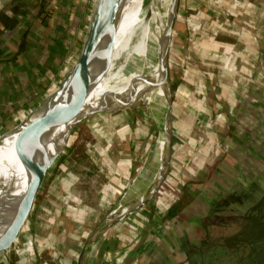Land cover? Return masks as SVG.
<instances>
[{
  "label": "trees",
  "instance_id": "obj_1",
  "mask_svg": "<svg viewBox=\"0 0 264 264\" xmlns=\"http://www.w3.org/2000/svg\"><path fill=\"white\" fill-rule=\"evenodd\" d=\"M86 1H84L81 6L85 7V15L86 19H88L92 0ZM188 1L190 2V5H195L199 10L205 12L206 17H203L200 20L201 29H205L208 33L213 34L214 36L220 34L222 37L226 35L229 37H238L236 41L238 44H241L240 47L245 56L243 59H238L236 61V72L241 82L237 84L233 83L231 89L225 91L223 86L230 84V81L226 79V74L215 68L218 62L217 59L215 58L211 61H204L203 63L201 58H199L194 51L196 47L204 45V43H201L202 38L200 37L196 40L189 38L186 50L179 51L174 48L170 49L169 63L175 64L177 69L181 71L182 75V79L181 77L177 78L178 74L176 71H168L170 118L173 120L171 128H173V132L177 133V136L172 138L171 132V157L173 159L174 154L176 155L174 159L179 157L181 163H184L183 166H186L187 171L183 172V170H180L178 172L177 177L180 184L177 185L175 182L169 184L164 183L158 195L151 202L152 206L151 208L149 207L151 221L154 219L156 222H159L160 226L157 224L153 227L151 224V232L129 227L127 225L122 227V230H124V232H121L122 247H130L131 249L134 247L137 252L140 248L144 247L145 242L147 243L146 246H148L149 251L152 250L155 245H158L161 234L165 228L164 226L174 225L178 227L181 222L186 221L188 218L187 208L195 199L194 196L203 192L205 189H210L212 187V177L218 167L224 162L222 161L224 158L222 153L227 154L222 150L224 143L221 142V135H223V132L225 133V129L229 127L230 131H233L236 135H240L249 132L255 123L252 121L249 114H232L231 111L235 109L237 105L244 108L249 99L248 96H252L253 94L258 95L255 90L257 89L255 81L257 82V78L260 76H264V72L262 71L258 73L257 70V74L255 73L256 68H264V0H252L244 6L237 7L231 6L229 2L230 0H222L217 4H211L208 0ZM33 21L34 24L38 22V20L34 19ZM85 24L86 23L82 26L83 32L85 30ZM21 31L22 28H17V30L14 31L16 32L15 36H17V33L21 34ZM77 51L78 47L76 46L72 51L67 52V61L69 64L73 63L75 60ZM125 71L127 70L120 71L118 75ZM191 73H195L194 78L199 79L201 83L209 84H207L208 89L204 93L200 95L192 93L195 88L192 89L191 86H188L186 81L188 76L191 77ZM212 74H217V77L211 79L214 77ZM56 83L58 82L56 81ZM158 90L159 87L156 89L157 94ZM35 93L37 94L36 98L41 99L46 92H42L43 94L40 95V92L35 90ZM236 95H241L240 97H242L244 103L241 101L239 104L237 101L240 99L237 100L232 98ZM149 97L150 99L153 98V96ZM219 107H225L229 116L216 114L215 112ZM252 107L253 106L251 105V108ZM159 108L155 112V115ZM205 108L209 109V112L211 113L207 117L206 122H204L207 134H209L207 138L206 136L204 138L202 135H198L200 131L197 129L198 127L195 128L190 119L193 110L195 111L199 109L203 111ZM12 119L15 122L20 121V118L15 115L12 116ZM233 119L239 124L238 127H232L231 121ZM195 136L198 137V142H195ZM181 139L184 141V144L180 147L182 150L179 151V149L176 151V147L180 145L177 142L178 140L181 141ZM209 144L210 146L208 147ZM147 147L149 146L147 145ZM188 149L189 151L194 152V156L192 153L193 157L190 160L189 157L191 153L186 152ZM202 149H205L206 152H202ZM184 150L186 156L179 154L184 152ZM147 151L148 149L144 148L135 152V154L140 157V160H144V155ZM220 153L223 155V158ZM140 166L141 162L133 165L132 175L136 174ZM71 182L72 180L67 176L62 177L58 181L52 179L49 188L44 194L39 195V198L42 199V202L39 204L40 207L44 206L43 201L49 199V202L54 203L53 210H51V212L54 213V217L59 210L68 211V213H70V211H72L70 206H65V208L61 207V203H65V199L60 202L61 199L58 200L54 197L55 194L60 193L64 195V198L66 197L67 199H70L71 194L69 192H64V188H57V184L55 183H61V185L67 188L71 185ZM57 189L60 190L57 191ZM250 197L251 196H249V198ZM231 200H238L237 195L233 192L229 195L227 194V196L218 195L211 200L208 213L200 219L201 227L212 226V234H214V229H217L222 224L228 226L231 223L236 224L234 232L229 235L227 234L224 237L216 238L215 235L209 236L210 232L206 231L203 239L197 245L196 250H194V252H189L187 249L185 252L195 253L200 257L201 264H209V257L212 255V247L216 246V242L222 239L225 241L224 246L229 250L230 255H233L235 250L243 249V252L241 254H238L237 252V257L228 260L225 258V262H223L221 255H219L220 258L217 259L218 264H264V231L261 233L259 232L260 229L263 230L264 228V192L258 194V197H256L255 200L249 201L250 204H248V208L241 214L232 215L227 213L220 215L221 209L224 208V203L227 201L230 202ZM165 205L168 206V209L163 214L157 211V209H160ZM32 206H34V202ZM32 206L31 209L33 208ZM36 215L40 220L39 224L35 227L33 233H30L29 236L23 238L22 248H25L28 245L27 251L24 256H20L17 252L18 250H16L18 258L14 264H46L40 262L38 258L41 249V242L39 241L43 238V236L40 235V232L45 233V230H52L54 220L47 222V218L45 219V215L41 212H37ZM67 218L68 216H64L62 219L64 223L63 230L67 232V227L70 226L71 228H69L70 230L67 232L66 241H57L59 247L52 252V259H54L55 264L56 258H58L57 261H59V264L67 263L70 249L68 250L67 248L66 250L64 248L74 242L72 241V237L77 236L81 228L78 224V226L76 225V222L72 220V218ZM145 235L146 238L142 243ZM152 240L155 241L154 246L149 245ZM205 249L206 252H204ZM219 261H222V263H219ZM0 264L9 263L4 258L0 260Z\"/></svg>",
  "mask_w": 264,
  "mask_h": 264
},
{
  "label": "rangeland",
  "instance_id": "obj_2",
  "mask_svg": "<svg viewBox=\"0 0 264 264\" xmlns=\"http://www.w3.org/2000/svg\"><path fill=\"white\" fill-rule=\"evenodd\" d=\"M189 15V12L187 13L183 9V7L178 5L177 16L175 17V20L178 21V19L182 18V16H187L183 18V24H185V19L188 18ZM85 25H87V22ZM85 30L83 33H85ZM173 31L174 32L171 37V39H173V42L181 41L184 33H186V29L180 30L181 36L179 34L176 35V28ZM148 64L125 68L124 70L127 71L123 72L120 75H118V73L110 80L105 82L98 93H105V90H110L112 92L124 88L130 78L140 74ZM67 66V69L69 70L71 68L70 64L67 63ZM176 69L177 67L175 64L169 65V70H172V72H175ZM257 70L258 73H260L261 71L264 72V68H256V74ZM257 80V82L255 81L257 88L255 90L258 95L253 94L252 96H248V101L253 106L252 111L254 113L250 114V116L252 115L253 119H255V123L253 124L249 132L246 131V140L243 139L242 144L240 141L238 147H236V150L238 152L241 151V153L236 157L230 154L222 153L224 155V158L220 153L223 158L222 161L224 162H222L221 166L218 167V169L214 173V176L212 177V187L210 189H205L203 192L198 193L194 196L195 199L187 208L188 218L186 219V221L181 222L176 230L171 233V235L169 236V242H167L168 247L167 245L162 248L159 247L158 251L155 254H152L151 264H201L200 257L195 253L189 252H194V250H196L197 245L203 239L206 231L210 232L209 236L215 235V237L218 238L233 233L235 230L234 228L236 227V224L234 223H231L228 226L222 224L217 229H214V234L211 233V230H213L212 226H206L204 228L201 227L200 218L208 213L211 205V200L216 198L218 195L227 196V194L229 195L231 194V192H233L237 195L238 200L225 202L224 208H222L220 211V215H224L227 213L238 215L248 208L247 206L248 204H250L249 201L255 200V198L258 197V194L264 192V76H260L259 78H257ZM144 89L135 92V96L134 94H132L131 96L124 97L112 103L84 111L80 115L78 122L72 128V138H74V140L76 141L74 145L76 146L75 148L79 149L75 150L74 148H72L68 153V156L61 158L59 161H56L55 164L47 171L40 185V189L35 196L34 206L29 212V215L25 221L24 228L18 231V233L14 237V240L11 244L12 247L10 246V249L8 248V250L0 254V260L5 258L9 264H14V262L18 258L16 249L18 250V248H22L23 238L27 237L29 233H33L35 227H37L40 222L36 214L37 212H41L43 215H45V219L47 218V222H51L50 220H54V223L52 224V230H45V233H39L41 236H43V238L40 239L41 241H39L41 242V249L39 253L40 255H38L39 261L46 264H55L54 259H52V252H54V249L57 250V248L59 247L57 241H66L67 232L70 230L69 228H71L70 226H68V229H66L67 232L64 231V223L62 219L64 217V214H74L75 220L78 221V224H80L81 227L79 230V234L76 237H72V240H76L78 242V247L80 245L74 261V263H77L79 259V251L88 241L91 231L94 230L100 222L105 220L111 213L115 211L113 210V208L119 201L124 199V202L122 204L127 203V201H129L131 198H134L139 193H141V189L151 178V174L154 171L155 165L157 164L155 163L156 160L154 161L156 151L155 149L157 144V138L155 134L157 126L155 129H153L154 126L152 127L151 123L152 125H154L155 121L158 120L159 110L156 115L155 113H153L152 115H148L146 110L142 108L138 111V113L143 117L138 122L132 124L131 127L126 129L123 135L120 134L118 135L119 137L117 136L115 139H113L115 141L112 140V142L110 143L111 145H106L105 147L102 146L99 149H96L97 152L103 151V154H106L109 152L108 148L115 144V147H117L115 156L122 157V151L127 150L123 148V145L124 141L128 137H130L129 139H131L129 140V142L135 144L134 146L138 147L139 149H148L147 153L144 155V160H140V157H136V163L141 162V167H139L140 175L138 177L140 179L135 189L133 187L135 186L134 184L138 178L136 180L130 181L129 184L125 186L119 187L115 184V186H113L112 188L118 187V189L117 192L111 197L106 196L102 199L97 198V192L101 189V184H104L105 179L111 180L113 178V175L115 174V168H113L112 165L107 162L106 157H102L103 162L97 164L94 159L91 158V154L96 151H88L85 153V150L82 149L83 145H85L89 139H93L92 134L94 133V127L91 128L92 125L107 121V118L110 117L111 114L115 111L119 110L120 112H122L130 111L133 109L131 107L125 109L119 108L128 99H130V101L128 100L129 103L135 105L138 97H141L142 100L144 99L147 105H149L151 103L150 100H152L149 96L154 97L155 95H157V86L151 89L152 91L150 93L143 94L142 92ZM158 94H160V88L158 90ZM132 96L134 97L131 100ZM169 121L170 133L172 132V138H174V136H177V133L173 132V128H171V123L173 121L172 118H170ZM17 122L14 121L15 124ZM89 127L91 129L88 130ZM198 135H201V133H199ZM229 139H233L232 135L229 137ZM177 143L180 145L176 147L175 150L177 151L180 149L179 151H181L182 148L180 147L184 144V141L181 139V141L178 140ZM119 145H121V148H118ZM147 145L149 147H147ZM229 146H231L230 149H234V146H232V144H229ZM186 152L191 153L189 157L190 160L194 156V152L189 151V149L186 150ZM202 152H206L205 149H202ZM179 154L186 156L185 150L184 152ZM175 156L176 155L174 154V158ZM237 157L239 158L237 159ZM171 159L167 166L166 176L163 183L169 184L171 182H175L178 185L180 184L177 177L178 172L180 170H183V172H185L187 171V169L185 165L183 166L184 163H181L179 157L174 160ZM64 176H67L72 180L71 185L65 188L63 185H61V183L55 184H57V188H64V192H69L71 194V197L70 199H67L66 197L64 198V195L59 193L55 194L54 198H57L58 200L61 199L60 202L65 199V203H61V207L65 208V206H70L73 212L70 211V213H68V211L59 210L57 215H55L54 217V213L51 212V210H53L54 203H51L48 201L49 199H46L45 201H43L45 207H40L39 204L42 202V199L39 198V195L44 194V192L49 188V184L52 179L58 181ZM58 190L60 189H57V191ZM129 191L130 193H128ZM249 196L251 197L249 198ZM153 200H149L144 208L139 211L140 216H136V218H139L143 221H145L144 219L147 218L149 219V221H146L147 224H152L154 227L157 224L160 226V224L154 219H152L151 221L150 218V208L152 206L151 201ZM167 209L168 206L165 205L160 209H157V211L163 214ZM120 220L121 218L117 221ZM130 223L133 222L130 221ZM119 228L120 226H115L114 228L111 227L109 229V233L107 234L108 238L110 237V234L113 235L110 238L113 237V244H115L116 246H121V232H124L122 228ZM263 231L264 228L263 230H259L260 233ZM42 239H45V241ZM224 243L225 241L221 239L220 241L216 242V246L212 247V255L209 257V264H218L217 259L220 258L219 255H221L223 262H225V258L228 260L230 258L237 257V252L238 254H241L243 252V249L235 250L233 255H230L229 250L226 249ZM99 245L95 250L96 254ZM187 249L189 252H185L187 251ZM204 252H206V249ZM57 260L58 258H56V264H59V261ZM219 263H222V261H219Z\"/></svg>",
  "mask_w": 264,
  "mask_h": 264
},
{
  "label": "crops",
  "instance_id": "obj_3",
  "mask_svg": "<svg viewBox=\"0 0 264 264\" xmlns=\"http://www.w3.org/2000/svg\"><path fill=\"white\" fill-rule=\"evenodd\" d=\"M84 1L86 0H0V134L6 132L15 125L12 119L13 115L22 120V118L25 117L43 97H45L56 87V81L59 83L68 71L67 52L72 51L76 46L78 47L79 51L83 41L84 33L82 31V26L87 22L85 7L81 6ZM220 1L222 0H208V2L211 4H217ZM249 1L251 0H230L229 2L231 6L237 7L244 6ZM178 5L183 7L187 13H190L188 18H191L194 23L198 24V28L191 32L186 28L185 24H183V18L187 16H182V18L178 19V21L175 20L171 37L175 28L177 29L176 35L179 34L181 36L180 30L184 29H186L187 34L184 33L182 40L179 42H173V39H171L169 52L171 48L179 51L186 50L189 38H193L194 40H196L198 37L202 38L201 43H204V45H200V47L195 48L194 51L196 52V55L201 58L203 63L204 61H211L215 58L217 59L218 62L215 68L218 71L226 74V79L230 81V84H227V86L224 85L223 88L225 91L230 90L233 83L237 84L241 82L236 72V61L245 57L244 52L240 47L241 44H238L236 41L238 37H229L227 35L222 37L220 34L214 36L213 34L208 33V31L205 29L200 28V20L203 17H206L203 10H199L195 5H190L188 0H178ZM90 10L91 7L89 9V13ZM33 19L38 20V22L34 24ZM17 28H22V31L21 34L17 33V36H15L16 32L14 31H16ZM169 52L168 71L169 65L171 64L169 63ZM175 71L178 74L177 78L181 77L182 79L181 71L179 69H176ZM191 74V77L188 76L186 81L188 86H191L192 89L195 88L192 93L199 95L204 93L208 89L209 84L207 83V85L203 82L201 83L199 79L194 78L195 73ZM212 75H214V77L211 79H215L217 77V74ZM35 90H38L40 95L44 92L46 93L41 99H39L36 98L37 94L35 93ZM240 96L241 95H236L232 98L237 100L240 99L237 101L240 104L241 101L243 102V99ZM129 113L130 111H115L110 117H106L107 121L94 124L91 126V128L94 127V132H99L100 130L111 131L113 128L118 126ZM215 113L229 116L225 107H219ZM231 113H243L246 115L254 114L251 104L249 105L248 101L246 102L244 108L237 105L236 108L231 111ZM210 114L211 113L207 108H205L203 111L197 109L195 111L193 110L190 117L193 125L195 128L198 127L197 129L204 138L205 136L206 138L209 136V134H207V129L205 128L204 122H206V119ZM251 119L255 122V119H253L252 115ZM136 122L138 121H131L110 140L103 144H96L93 147L86 149L85 153L88 151H96V149H99L102 146L105 147L106 145H111L110 143L113 139H115L120 134L123 135L124 131ZM156 122L157 121H155L154 125L151 123V126H154L153 129L156 128ZM231 122L232 127H238L239 124L234 119ZM91 128L89 127L88 130ZM231 135L233 137V141L229 139ZM234 135L236 134L233 133V131H230L229 127H227L225 129V133L223 132V135H221V142L225 145L223 146L222 150H224L227 154L236 157L241 153V151L238 152L236 150V147H238L240 141L242 144L243 139L246 140V135L243 133L236 136ZM129 138L130 137L124 141L123 148L127 150L122 151V157L115 156L117 149L115 144L108 148L109 152L106 154H103V151H96L91 154V158L94 159L97 164L102 163L103 158L106 157L107 162L110 163L113 168H115V176L113 175L111 180H104V184H101V189L97 192V198L102 199L106 196L111 197L117 192L118 189V187L112 188L115 186V184L119 187L125 186L128 185L130 181L136 180L139 177L140 169L135 175H132V171L133 165L136 164V157H138L135 152H138L140 149L134 146L135 144L130 143L129 140L131 139ZM198 141V137L195 136V142ZM171 142L172 139L170 138V143ZM165 144L166 139L164 140L161 148L158 150V155L155 162L157 164L155 165L154 171L151 174V178L146 183V186L141 189V193H139L136 197L131 198V201L146 192L156 179V176L160 170L162 148H165ZM229 144L234 146L233 150L230 149L231 146H229ZM209 146L210 144L208 147ZM118 148H121V145H119ZM238 158L239 157H237V159ZM64 216L72 218V220L76 222V225L78 224V221L75 220L74 214H64ZM136 216H140L139 212L126 218L122 223H117L112 228L115 226H120V228H122L127 225L129 227L139 228L141 230L143 229L151 232V225L147 224L146 222L149 221V219L146 218L144 219L145 221H143L139 218H136ZM130 221L133 223H130ZM78 225L80 226V224ZM164 227L165 228L161 234L158 245L154 246L155 241H150L149 245L154 246V248L149 251L148 246H146L147 243L145 242L144 247L140 248L138 252L134 247L133 249L130 247H122V242L120 243L121 246H116L113 244V237L110 238L113 235L110 234L109 238L107 236L109 233V228L105 234L101 235L102 240L92 264H151L152 254H155L159 247L162 248L166 245L168 247L167 242H169V236L177 228V226L174 225ZM93 231L94 230H92L91 233ZM29 234L27 236H29ZM145 238L146 235L143 238L142 243ZM72 241L74 242H72L71 245H68L64 248L66 250L67 248L68 250L70 249V254L68 255L66 264H68L71 255L76 250L72 262L75 261L78 248L80 247V245L78 247L77 241ZM82 249L83 248L80 249L79 254L81 253Z\"/></svg>",
  "mask_w": 264,
  "mask_h": 264
},
{
  "label": "water",
  "instance_id": "obj_4",
  "mask_svg": "<svg viewBox=\"0 0 264 264\" xmlns=\"http://www.w3.org/2000/svg\"><path fill=\"white\" fill-rule=\"evenodd\" d=\"M126 0H93L91 10L87 19L84 38L77 53L76 59L71 68L66 72L58 85L43 97L40 102L11 129L0 135V144L3 136L17 135L19 149L23 155V161L29 171V177L39 179L42 183L47 171L61 158L68 156L72 148H75L73 136L72 118L77 106L85 99L89 88L96 80L104 60L114 41L115 23L122 13ZM178 0H168L164 26L159 33L155 44V63L158 69V76L151 79L143 94L150 93L156 86L161 88L163 93L155 95L151 103L147 105L145 100L138 97L135 105L128 102V99L119 108H133L125 119L113 130H100L92 134L93 139H89L82 150L89 149L96 144H103L110 140L115 134L120 132L131 121H139L143 116L138 113L142 108L148 115H152L162 105V100L168 104L167 118L168 129L166 138V154L161 167V179L156 191L149 200H153L159 193L165 176L166 169L170 161V100L168 82V52L170 47L171 32L176 17ZM136 93H134V96ZM131 97V100L133 97ZM76 137V135H75ZM41 185V184H40ZM40 189V187H39ZM39 189L36 191L38 193ZM35 194V196H36ZM3 194H0L2 199ZM35 196L29 201L22 222L31 210ZM149 200L136 204L131 210H127L121 216L120 221L111 220L109 223L96 232H105L116 225L122 223L126 218L136 214L144 208ZM112 213L109 215L111 217ZM28 217V216H27ZM108 217L106 219H109ZM112 218V217H111ZM110 218V219H111ZM2 221V220H1ZM20 222V224L22 223ZM96 231V229H94ZM94 231L91 235H94ZM18 233V227L11 234L10 238L0 246V254L6 251L12 244L14 237ZM76 250L70 257L68 264H71Z\"/></svg>",
  "mask_w": 264,
  "mask_h": 264
},
{
  "label": "bare ground",
  "instance_id": "obj_5",
  "mask_svg": "<svg viewBox=\"0 0 264 264\" xmlns=\"http://www.w3.org/2000/svg\"><path fill=\"white\" fill-rule=\"evenodd\" d=\"M167 4L168 0L125 1L122 13L115 23L114 41L108 51L102 68L96 80L89 88L85 99H83L74 111V116L71 121L73 127L84 111L131 96L135 92L146 88L151 83V79L158 76V69L155 63V44L164 26ZM142 64L148 65L140 74L130 78L124 88L112 92L105 90V93H98L103 84L120 71ZM162 93L163 91L160 88V95ZM167 111L168 104L166 100H162L155 133L157 144L154 160L158 150L167 138ZM18 147L17 135L2 137L0 144V194L3 195L1 196L2 199H0V246L10 238L17 227L18 231L24 228L29 213L23 222L21 220L25 215L29 201L35 196L41 184L39 179L29 177L28 168L23 161L22 152ZM165 154L166 144L161 152L160 170L150 188L133 201L130 199L127 203L122 204L124 202L123 199L114 206L113 210L115 211L111 215L112 218L110 217V219L108 216L109 219L103 220L95 228V234H90L88 241L79 254V259L76 264L93 263L96 257L95 250L102 240V234L96 235L97 231L101 232V229L109 221L119 220L127 210H131L136 204L149 200L153 196L161 179V167ZM139 179L135 182L134 189ZM20 222L22 223L20 224ZM27 246L18 249L17 252L20 256L25 255Z\"/></svg>",
  "mask_w": 264,
  "mask_h": 264
},
{
  "label": "built area",
  "instance_id": "obj_6",
  "mask_svg": "<svg viewBox=\"0 0 264 264\" xmlns=\"http://www.w3.org/2000/svg\"><path fill=\"white\" fill-rule=\"evenodd\" d=\"M92 3H93V1H92ZM185 25H186V28L188 29V30H190V32L191 31H194L195 29H197L198 28V24H196V23H194L193 22V20L190 18H186L185 19ZM86 27V26H85ZM75 61V60H74ZM74 61H73V63H74ZM72 65V63L70 64V66ZM58 85V84H57ZM56 85V86H57Z\"/></svg>",
  "mask_w": 264,
  "mask_h": 264
}]
</instances>
